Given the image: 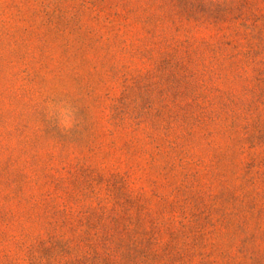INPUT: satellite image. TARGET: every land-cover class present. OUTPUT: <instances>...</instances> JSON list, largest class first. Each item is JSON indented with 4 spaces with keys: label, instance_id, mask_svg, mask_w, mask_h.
<instances>
[{
    "label": "rangeland",
    "instance_id": "rangeland-1",
    "mask_svg": "<svg viewBox=\"0 0 264 264\" xmlns=\"http://www.w3.org/2000/svg\"><path fill=\"white\" fill-rule=\"evenodd\" d=\"M0 264H264V0H0Z\"/></svg>",
    "mask_w": 264,
    "mask_h": 264
}]
</instances>
